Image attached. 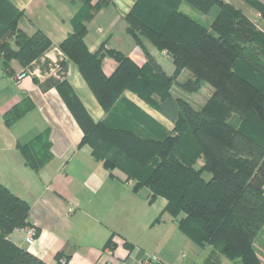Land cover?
I'll return each instance as SVG.
<instances>
[{"label":"trees","instance_id":"trees-1","mask_svg":"<svg viewBox=\"0 0 264 264\" xmlns=\"http://www.w3.org/2000/svg\"><path fill=\"white\" fill-rule=\"evenodd\" d=\"M245 1L264 18L262 3ZM184 4L203 15L217 8V14L205 26L180 10ZM22 17L8 0H0L5 67L10 60L25 67L51 46L39 30L31 36L22 32ZM124 21L136 43L145 39L168 53L174 72L166 75L145 52L141 67L118 51H103V44L90 53L83 42L86 27L76 24L59 48L110 119L92 122L63 83L69 97L60 92L83 131L81 144L106 170L117 169L133 181L134 191L147 188L150 202L164 198V213L197 246H210L239 264H261L252 242L264 228V34L223 0H136ZM106 56L117 65L108 77L101 70ZM183 71L189 77L178 82ZM203 86L212 93L198 111L171 95L174 89L198 95ZM125 91L163 114L173 129L166 132L154 123L123 97ZM140 122L156 127L159 136L148 127L147 135H139ZM20 151L37 170L41 163H35L31 148ZM28 213V204L0 185V264H44L8 240L13 230L28 226ZM67 258L58 253L56 264Z\"/></svg>","mask_w":264,"mask_h":264},{"label":"crops","instance_id":"crops-1","mask_svg":"<svg viewBox=\"0 0 264 264\" xmlns=\"http://www.w3.org/2000/svg\"><path fill=\"white\" fill-rule=\"evenodd\" d=\"M8 1L23 14L18 28L27 36L39 30L51 44L25 67L16 60L5 67L0 59V185L29 206L28 226L13 230L8 240L44 264H56L58 253L68 257L65 264H141L144 256L154 259L151 264H239L210 246H197L179 230L177 220L164 213V198L150 202L147 188L134 191V182L122 172H110L96 161L90 147L81 144L83 131L62 96L63 92L69 97L65 83L92 122L110 121L59 48L78 23L86 27L83 42L90 53L103 44V51H118L141 67L145 52L172 75L168 54L144 39L136 43L126 32L124 17L135 0ZM224 1L264 34L259 13L238 8L242 5L237 0ZM258 1L264 5V0ZM116 66L104 57L102 73L108 77ZM22 73L25 76L18 79ZM188 77L182 72L179 82ZM123 97L166 132L173 129L168 118L135 95L125 91ZM7 115L14 119L6 122ZM141 129L139 135L148 134V129ZM151 132L160 134L156 127ZM24 146L37 155L35 163H41L37 170L22 155ZM30 229L31 245L26 242ZM260 251L261 258L254 249L264 264V247Z\"/></svg>","mask_w":264,"mask_h":264},{"label":"rangeland","instance_id":"rangeland-1","mask_svg":"<svg viewBox=\"0 0 264 264\" xmlns=\"http://www.w3.org/2000/svg\"><path fill=\"white\" fill-rule=\"evenodd\" d=\"M136 1V0H135ZM134 1V3H135ZM224 1V0H223ZM241 5L242 7H238V8H244L246 7L248 10L250 11H253L254 13H258L257 10L252 7L250 4H248L245 0H237ZM258 1V0H257ZM225 2V1H224ZM133 3V4H134ZM133 6V5H132ZM131 6V7H132ZM237 7V5H235ZM131 9V8H130ZM180 10L182 12H184V14H187L190 18L200 22L201 24L205 25V26H209L212 21L214 20L216 14H217V8H213L208 14L206 15H203V14H200L199 12L195 11L194 9H192L191 7L187 6V5H182L180 7ZM129 12V11H128ZM126 24V23H125ZM92 34L90 35L91 37L95 36L93 33V31L91 32ZM145 40V39H144ZM147 41V40H146ZM107 57V56H106ZM171 58V57H170ZM185 72V71H183ZM189 75L188 72H185ZM178 82L180 81V76L178 77ZM128 92V91H126ZM130 93V92H129ZM212 93V89L209 87V86H203L202 90L200 91V93L198 95H194V94H183L181 92H178L176 89H174L171 93V95L173 97H179L183 100H186L188 101V104L190 105V107L196 111H198L197 107L199 105H203L207 100H206V97L208 94H211ZM132 94V93H131ZM134 95V94H133ZM129 102V101H128ZM131 103V102H130ZM134 105V104H133ZM148 106V105H147ZM149 107V106H148ZM138 108V107H137ZM139 109V108H138ZM140 110V109H139ZM141 111V110H140ZM161 114V113H160ZM163 115V114H161ZM164 116V115H163ZM141 123V127L143 129H147V127L149 129L152 128L149 127L148 125H146L147 127H145V125ZM264 228L259 232V234L253 239V242H252V247H254V249L256 250V252L258 253V255L260 256V258L262 257V254H261V251H260V248L261 247H264L263 243H264ZM232 262H235V263H240V259H235V260H232Z\"/></svg>","mask_w":264,"mask_h":264},{"label":"built area","instance_id":"built-area-1","mask_svg":"<svg viewBox=\"0 0 264 264\" xmlns=\"http://www.w3.org/2000/svg\"><path fill=\"white\" fill-rule=\"evenodd\" d=\"M163 54H168L166 51L162 52ZM26 73H22L19 75L18 79H21L25 76ZM26 242L31 245L34 242V232L32 229H30L27 232V238H26ZM152 261H154V259L152 257L149 256H144L141 260V264H151Z\"/></svg>","mask_w":264,"mask_h":264}]
</instances>
